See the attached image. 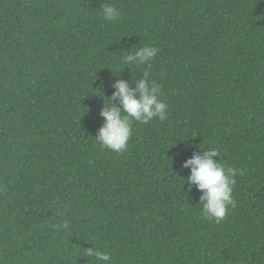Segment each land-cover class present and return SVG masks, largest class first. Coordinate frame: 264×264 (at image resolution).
<instances>
[{"label":"trees","instance_id":"1","mask_svg":"<svg viewBox=\"0 0 264 264\" xmlns=\"http://www.w3.org/2000/svg\"><path fill=\"white\" fill-rule=\"evenodd\" d=\"M144 45L150 64L122 62ZM144 72L167 119L102 148L112 84ZM213 147L241 170L220 223L183 181ZM93 246L112 264H264V0H0V264H98Z\"/></svg>","mask_w":264,"mask_h":264},{"label":"clouds","instance_id":"2","mask_svg":"<svg viewBox=\"0 0 264 264\" xmlns=\"http://www.w3.org/2000/svg\"><path fill=\"white\" fill-rule=\"evenodd\" d=\"M99 11L105 22H116L121 16L120 11L110 3H102ZM158 51L154 46H135L125 52L127 54L121 59L126 65H148ZM148 76L149 73L144 72L139 80L133 75L131 81L116 79L112 84L115 91L110 99H104L99 113L104 122L93 139L102 148L122 153L127 150L134 122L148 124L153 119H167L168 105L160 98L161 87L155 81H150ZM133 83L134 87L130 86ZM217 157H220V152L214 147L198 151L192 158L187 159L182 167L190 170V175L183 180L189 186L188 191H192V186H195L201 193L199 207L204 218L220 223L226 218L230 208L235 207L233 191L236 177L241 174V170L226 166L221 163V159H215ZM52 227L57 231L70 229L66 220ZM84 252L85 257H93L98 264H112L111 256L94 246Z\"/></svg>","mask_w":264,"mask_h":264}]
</instances>
